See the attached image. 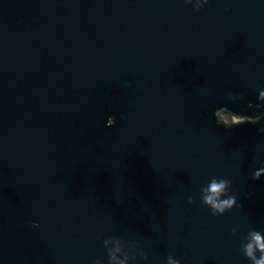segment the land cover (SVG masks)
<instances>
[{"label":"water","instance_id":"obj_1","mask_svg":"<svg viewBox=\"0 0 264 264\" xmlns=\"http://www.w3.org/2000/svg\"><path fill=\"white\" fill-rule=\"evenodd\" d=\"M260 90L262 0H0V264H108L111 236L140 264H251ZM214 177L238 199L221 217Z\"/></svg>","mask_w":264,"mask_h":264},{"label":"clouds","instance_id":"obj_2","mask_svg":"<svg viewBox=\"0 0 264 264\" xmlns=\"http://www.w3.org/2000/svg\"><path fill=\"white\" fill-rule=\"evenodd\" d=\"M185 6H194L196 11H200L209 5L211 0H183ZM264 2V0H262ZM229 9H226L228 11ZM258 99L264 103V90L259 91ZM250 107L255 105L250 104ZM261 120L260 116L240 115L239 120L227 123V127L238 125L244 122L257 124ZM115 124V123H114ZM111 124L109 126H112ZM261 135H264V125L258 129ZM264 178V166L255 170L252 179L261 180ZM233 183L230 179L223 177H214L206 188L203 189L204 195L200 197L201 204L210 208L212 214L217 217L224 216L227 212L238 206L237 195L232 191ZM251 198V195L248 197ZM188 202L194 203V198L189 196ZM38 226V225H37ZM233 235L236 229H232ZM100 234L96 236L99 240ZM103 246L107 252L108 264H140L141 261L147 262L149 257L143 246L137 240H127L119 236H111L103 240ZM240 251L251 262V264H264V231L250 230L243 238L240 244ZM94 264H101L96 260ZM167 264H181V261L175 256L167 257Z\"/></svg>","mask_w":264,"mask_h":264},{"label":"rangeland","instance_id":"obj_3","mask_svg":"<svg viewBox=\"0 0 264 264\" xmlns=\"http://www.w3.org/2000/svg\"><path fill=\"white\" fill-rule=\"evenodd\" d=\"M220 117L223 119V121H226L227 123L235 120H239V118L236 115L231 114L227 111L221 112Z\"/></svg>","mask_w":264,"mask_h":264}]
</instances>
